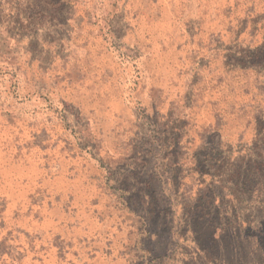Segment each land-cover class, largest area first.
<instances>
[{
  "label": "rangeland",
  "instance_id": "obj_1",
  "mask_svg": "<svg viewBox=\"0 0 264 264\" xmlns=\"http://www.w3.org/2000/svg\"><path fill=\"white\" fill-rule=\"evenodd\" d=\"M0 264H264V0H0Z\"/></svg>",
  "mask_w": 264,
  "mask_h": 264
}]
</instances>
